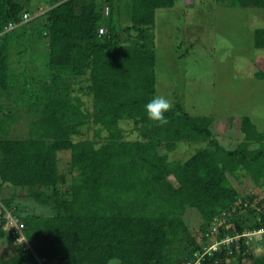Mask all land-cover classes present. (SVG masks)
Here are the masks:
<instances>
[{
	"label": "trees",
	"instance_id": "1",
	"mask_svg": "<svg viewBox=\"0 0 264 264\" xmlns=\"http://www.w3.org/2000/svg\"><path fill=\"white\" fill-rule=\"evenodd\" d=\"M179 1L0 0V243L16 244L0 264H264L243 237L264 228V196L238 187L264 189V132L243 116L238 136L230 118L237 142L226 146L215 110L177 101L164 125L145 112L159 90L157 12ZM254 38L264 50V27ZM40 45L46 70L24 66L23 85L19 57ZM254 77L264 81V69ZM18 190L48 212L26 211Z\"/></svg>",
	"mask_w": 264,
	"mask_h": 264
},
{
	"label": "rangeland",
	"instance_id": "2",
	"mask_svg": "<svg viewBox=\"0 0 264 264\" xmlns=\"http://www.w3.org/2000/svg\"><path fill=\"white\" fill-rule=\"evenodd\" d=\"M179 2L174 9L157 12L158 94L169 99L172 106L180 101L188 112L193 111V105L203 114L213 110L221 113L224 117L218 119L216 133L226 146L237 142L236 137L227 138L231 132L225 126L230 118H234L238 136L241 135L243 116L250 117L258 130L264 132V81L254 77L255 71L264 69V50L254 47V32L256 28L264 27V9L233 8L216 5L213 0ZM34 50L42 54L28 53L19 57L20 66L15 72L22 84L25 81L24 66L28 65L34 72L44 65L42 71L46 70L45 49L40 45ZM31 85L33 88L37 86L34 82ZM15 133L16 137L23 135L21 130ZM59 157L60 166L65 170L70 152H62ZM243 183L238 186L241 192L247 194L253 189L254 193L264 196V189L252 186L249 179ZM13 192L5 191L2 197H10ZM17 194L16 202L21 203L26 211L48 212L27 200L23 191L18 190ZM185 220L199 238L202 223L199 213L189 209ZM260 237L261 234L252 235L249 239L256 255L264 253L258 243ZM15 251L14 242L0 243V257H9Z\"/></svg>",
	"mask_w": 264,
	"mask_h": 264
},
{
	"label": "clouds",
	"instance_id": "3",
	"mask_svg": "<svg viewBox=\"0 0 264 264\" xmlns=\"http://www.w3.org/2000/svg\"><path fill=\"white\" fill-rule=\"evenodd\" d=\"M172 104L169 99L162 95H154L151 100L145 104V112L151 121L160 125L168 123L166 113L170 111Z\"/></svg>",
	"mask_w": 264,
	"mask_h": 264
},
{
	"label": "built area",
	"instance_id": "4",
	"mask_svg": "<svg viewBox=\"0 0 264 264\" xmlns=\"http://www.w3.org/2000/svg\"><path fill=\"white\" fill-rule=\"evenodd\" d=\"M24 19L25 20H29V14L28 13L24 15ZM12 27H13V24H10V27L9 28H12ZM104 33H105V30L103 28L100 29V34H104ZM8 218H9V224L16 222L12 217H8ZM20 228H21V226H18V229H20ZM260 234H261V237H260L259 240H261L262 239V236L264 235V228H261L259 230L254 231V232L248 231L245 234H243V237H250V238H252V235L254 236V235H260ZM240 237H241V235L235 236L234 238H227L226 240H223L221 243L227 244L228 242H232L235 239H239ZM22 238H24V237H20L18 239V241H22ZM218 245H219L218 243L212 244L210 249L216 250L217 247H218ZM190 264H192V263H190Z\"/></svg>",
	"mask_w": 264,
	"mask_h": 264
},
{
	"label": "water",
	"instance_id": "5",
	"mask_svg": "<svg viewBox=\"0 0 264 264\" xmlns=\"http://www.w3.org/2000/svg\"><path fill=\"white\" fill-rule=\"evenodd\" d=\"M2 214H3V211H2V209L0 208V225L2 224Z\"/></svg>",
	"mask_w": 264,
	"mask_h": 264
},
{
	"label": "crops",
	"instance_id": "6",
	"mask_svg": "<svg viewBox=\"0 0 264 264\" xmlns=\"http://www.w3.org/2000/svg\"><path fill=\"white\" fill-rule=\"evenodd\" d=\"M213 2H214V1H213ZM214 3H215V2H214ZM229 123H230V122L228 121V123L226 124L227 126H225L226 128H228V126H229Z\"/></svg>",
	"mask_w": 264,
	"mask_h": 264
}]
</instances>
